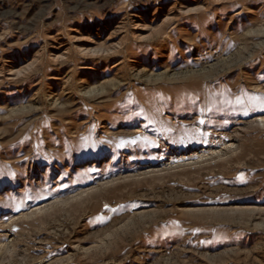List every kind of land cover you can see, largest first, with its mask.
<instances>
[{
    "label": "rangeland",
    "instance_id": "obj_1",
    "mask_svg": "<svg viewBox=\"0 0 264 264\" xmlns=\"http://www.w3.org/2000/svg\"><path fill=\"white\" fill-rule=\"evenodd\" d=\"M264 0H0V264H264Z\"/></svg>",
    "mask_w": 264,
    "mask_h": 264
},
{
    "label": "snow or ice",
    "instance_id": "obj_2",
    "mask_svg": "<svg viewBox=\"0 0 264 264\" xmlns=\"http://www.w3.org/2000/svg\"><path fill=\"white\" fill-rule=\"evenodd\" d=\"M254 99H256V100H260V101H261V104H262V106H264V98H260V97H254Z\"/></svg>",
    "mask_w": 264,
    "mask_h": 264
}]
</instances>
